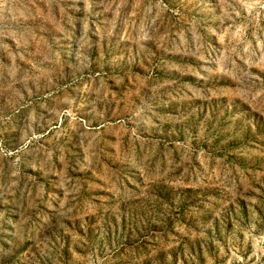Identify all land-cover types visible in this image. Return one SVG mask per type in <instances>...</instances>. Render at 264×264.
Returning a JSON list of instances; mask_svg holds the SVG:
<instances>
[{
    "label": "rangeland",
    "instance_id": "rangeland-1",
    "mask_svg": "<svg viewBox=\"0 0 264 264\" xmlns=\"http://www.w3.org/2000/svg\"><path fill=\"white\" fill-rule=\"evenodd\" d=\"M0 264H264V0H0Z\"/></svg>",
    "mask_w": 264,
    "mask_h": 264
}]
</instances>
